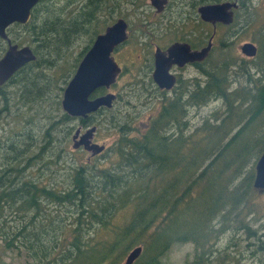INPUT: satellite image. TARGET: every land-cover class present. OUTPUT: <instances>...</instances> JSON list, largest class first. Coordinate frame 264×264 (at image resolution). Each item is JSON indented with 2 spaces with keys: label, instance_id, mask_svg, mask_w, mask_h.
<instances>
[{
  "label": "trees",
  "instance_id": "trees-1",
  "mask_svg": "<svg viewBox=\"0 0 264 264\" xmlns=\"http://www.w3.org/2000/svg\"><path fill=\"white\" fill-rule=\"evenodd\" d=\"M249 8L253 3L245 11ZM98 14L92 11L89 21L82 12L57 14L40 24L38 13L34 14L19 44L32 43L36 59L5 86L11 106L4 102L0 121L13 109L30 105L50 118L43 135L47 140L69 135L76 120L62 111L60 99L82 53L74 54L71 63L62 60L76 35L90 30L94 36L104 28L92 25ZM238 16L239 12L227 27L231 35ZM245 22L242 30L250 25ZM204 32L206 44L210 29L205 26ZM223 42L214 45L203 61L197 88H182L171 95L152 91L162 102L146 122L137 126L129 112L113 109L118 99L132 107L129 98L151 91L145 72L125 86L123 97L117 94L111 108L89 116L87 122L98 129L106 122L117 135L100 154L111 152L113 161L97 170L88 164L73 165L72 160L64 161L68 165L64 169L55 168L70 153L60 146L50 151L56 158L47 160L51 172L40 184L27 171L48 150L47 140L35 155H29L30 148L21 142L11 151L15 135L0 125L1 246L29 264H118L136 246L142 250L133 264H159L172 244L184 243L194 248L187 264H229L224 259L217 262V244L220 238L241 232L247 240L262 242L264 249L258 234L264 221L254 219L247 202L259 193L253 188L254 165L264 150V35L249 61L236 56L233 42ZM36 70L40 88L21 94L25 79ZM235 77L239 83L233 87ZM142 81L146 87L140 90ZM104 91L98 89L92 96ZM212 100L224 102L223 112L199 115V109ZM60 126L65 127L63 134ZM14 129H19L16 123ZM50 130L56 132L51 138ZM60 172L65 179L58 185L55 176ZM122 212L127 216L115 226L112 219ZM98 229L110 232L107 239L96 238Z\"/></svg>",
  "mask_w": 264,
  "mask_h": 264
},
{
  "label": "rangeland",
  "instance_id": "rangeland-1",
  "mask_svg": "<svg viewBox=\"0 0 264 264\" xmlns=\"http://www.w3.org/2000/svg\"><path fill=\"white\" fill-rule=\"evenodd\" d=\"M107 6L106 9L108 10L109 6L114 4L115 2H111V0H107ZM246 8L253 3V8H249L247 11H240L238 19L232 27L233 30V36L228 38V34H222V30L218 38L220 37V40L222 39L225 43L227 41H230L233 38V47H234V53L238 58H243L247 61L253 59L254 57H248L244 54H242L240 50V46L244 42H252L256 45L258 50V45L260 44V41L263 37V30H264V0H247ZM62 14V13H60ZM64 15V14H62ZM101 19V18H99ZM246 21V24H250L246 29L242 30L246 25L242 23V21ZM26 37V36H25ZM24 37V39H26ZM28 39H26L27 41ZM219 40V41H220ZM76 44L74 46H71L69 49L66 50H60V53H64L65 50L67 52L66 56L62 60L63 62L71 63L73 60L74 49L84 45L87 42V36H80L76 38ZM75 42V41H74ZM28 45L32 43H27ZM258 44V45H257ZM117 62L121 64V66L125 67V71L122 76L119 77L117 83L113 85L110 89L111 92L118 94L121 93L122 97L124 95V92L126 90V85L136 80L140 75L141 72L145 69L144 68V62L138 60L136 58L135 52H129L128 48L123 51V53L120 55H117ZM251 63L248 62L247 66H250ZM37 70L31 73L25 81H24V88L21 90V94L27 90V94L29 95L30 91L35 92L36 89L40 88L41 83L39 82V79L36 77ZM256 76L257 73L253 72ZM70 76V75H69ZM238 77H235V79L232 82L233 87L235 85H238L239 81L237 79ZM33 82H36L35 86L33 87ZM241 82H244V78L241 79ZM13 88V86H12ZM8 89H11L8 87ZM151 91H143L139 93L137 96H133L129 98V101H131L132 107L126 106L125 103L123 104L122 100L118 99L114 104V111L121 110L122 113L127 114L126 112H129L128 115L134 116L135 119H133L132 124L140 125L143 122H146L149 118L148 116H153L157 113L159 107L161 106L162 99L159 94L155 95L152 91L156 90L155 88H150ZM156 92V91H155ZM152 94L155 96L152 97ZM4 95L7 97L3 101ZM9 93L6 87L2 86L0 88V109L4 105V102L6 103L7 107L11 106V100L8 98ZM171 95V93H170ZM48 96L44 95L40 97V101H44L45 98ZM44 99V100H43ZM124 105V107H123ZM13 109V107H12ZM220 110L223 112L224 110V102L222 100H212L209 102L208 105L204 106L199 109V115L201 114L203 117L206 115H209L210 112L214 110ZM20 111L13 109L11 114L8 117H3L5 119H2L0 121V125L5 126V130H10L12 135L14 136V144L12 142L11 144V151L18 146V143H24V145L27 148H30L29 155H35L38 154L40 151V148H42L45 144V141L47 140L46 137H44V133L46 132V129L50 125V121L48 117H45L42 113H39L37 108L34 106H26L19 108ZM222 114V113H221ZM28 118H32V122L30 123L27 121ZM199 121L196 120L194 122V125H192V128L194 126H197L196 123ZM16 123V127L19 128L17 130L14 129ZM97 125V124H96ZM76 126V124H75ZM74 126V123L70 125L71 131L68 136L65 137L64 140L59 141H46V144L44 147H46L48 150L44 151L41 156H38L36 159V163L27 171V176L31 177L38 183L46 182L49 178L50 172H51V166L46 164L47 160L52 158H56V155L51 153V150H55L56 148L63 146L67 151H69V154H65L63 158L65 160L59 159L57 161V164L55 165V168L58 169H64L70 164V161L72 160L73 165H80V164H88L89 166H92L97 170L99 166L109 164L111 161H113L114 157L111 152H107L105 157L103 156L106 153V150L111 145L112 141L117 137L115 135L112 128L109 127V125L106 122H102L101 127L97 126V130L94 136V139L98 143L104 142L106 145V148L104 150L103 155H96L95 157L91 158L90 161H87L86 156L88 155L86 152L73 149L72 148V136L74 135V132L76 130ZM22 128V129H20ZM60 134H63L65 127L60 126L59 127ZM75 128V130H74ZM8 132V131H7ZM73 132V133H72ZM56 132L54 130H50V136L52 137L53 134ZM72 135V136H71ZM55 143V145H54ZM21 148V147H20ZM102 154V153H101ZM64 161L67 162V164L64 163ZM185 176V172L183 174ZM58 185H60L63 180L65 179V176L63 173H59L55 176ZM101 202V201H99ZM249 208L252 209L255 216L254 219H258V221H264V193H257L256 195H252L247 199ZM69 214V213H67ZM75 218L77 216L74 215ZM127 216L126 212L119 213V215L115 216L112 219V224L115 226H118L122 223L123 218ZM253 219V220H254ZM72 220V218H71ZM252 220H250L251 222ZM254 228H257V225L253 226ZM109 231H103L102 229H98L96 232V238L99 240L107 239L106 237L109 235ZM258 234L260 235V238L264 240V228H261L258 230ZM238 243V245H237ZM263 246L262 242H259L258 240H247L246 234L241 232L237 234H231V237H222L220 238V241L217 244L218 249V258L217 262L220 259H224L226 261H229V264H263L264 261V249H260V247ZM226 253V254H225ZM194 254V248L191 243H184V244H172L169 249L166 251V253L162 256L159 264H187V261L192 259ZM225 254V255H224ZM124 258L118 263L122 264ZM0 264H29L26 263V260L17 253L14 255L11 252L6 251L0 244Z\"/></svg>",
  "mask_w": 264,
  "mask_h": 264
},
{
  "label": "flooded vegetation",
  "instance_id": "flooded-vegetation-1",
  "mask_svg": "<svg viewBox=\"0 0 264 264\" xmlns=\"http://www.w3.org/2000/svg\"><path fill=\"white\" fill-rule=\"evenodd\" d=\"M246 1L247 0H161L160 5L157 7L151 3V0H111V2L115 3L110 5L107 10L106 6L109 4L107 3V0H37L30 8V16L26 23L13 21L4 28L5 37L0 35V58L8 49V41H10L12 44H17L18 47L28 45L19 44V41L21 38H23V36H26V24L29 23L32 18H34L35 13H38L37 23L40 24L47 21V19H49L51 16L60 13L70 16L82 12L85 16V19L89 21L91 12L94 11L95 13L99 14L93 20H91L92 25L96 24L95 26L98 27L104 25V28L97 32L94 36H91L90 30L75 36V42L73 41L72 46L76 44V38L80 36H87V42L84 45L74 49L75 54H78L79 51L82 53L79 62L92 47L97 35L103 33L108 26L122 19L126 22L127 38L112 49L110 55L114 58V60L117 61V55H121L123 51L128 48L129 52L136 53V58L138 60L144 62L145 69L141 72V75L145 72V79L148 82L150 88L156 89L153 91L164 92V94H169L173 91L180 92L182 88L192 91L194 90L193 88H197L198 82L201 80V67L203 65V61L208 57L213 46L218 44L220 40V37L218 38V36L220 35L221 30L222 34H228V38L234 35L233 34L231 36V34L227 32V27L233 24L236 13L246 10ZM12 2L14 5L18 2V0H5L6 6L9 4V6L12 7ZM224 2L237 3L236 8H231L234 13V19L230 25H225L221 22L212 24L211 22L205 21L202 18L201 13L199 12L200 7ZM243 2L244 4H242ZM73 19L75 20V18ZM91 22L88 23L90 24ZM88 23L84 24L86 25ZM205 26L210 29V34L206 44H204ZM209 41H211V48L208 55L203 60L186 62L182 65L178 64L177 62H173L169 65L168 72L175 77V83L171 89L160 88L158 86L152 77V74L156 68L157 57L162 58V55L168 57L169 48L176 43L186 44L190 51H199L205 47ZM229 42H233V38ZM29 46L33 50L32 46ZM175 56L178 55L175 54ZM79 62L77 63V66ZM29 63L17 69L7 81L0 84V88L2 86H7L8 83L14 79L23 69H25ZM118 64L121 68V72L118 75L117 81L125 71V67H122L120 63ZM77 66L74 68V72ZM71 76L68 78L67 82ZM139 86L141 87L140 90L145 88V81L140 82ZM111 87L109 89H106L105 87H100L98 89L103 88L105 91L102 94H105L106 92L110 91ZM102 94H95L94 96ZM98 111L94 113H97ZM89 116L86 119L73 117L76 120V126L74 125L75 128H77V126H81L79 136L90 125H95L97 128L96 124L87 122ZM93 141L97 142L95 139H93ZM77 150L86 152L82 147H79ZM86 153L88 154V152ZM88 156L89 154L86 156L87 161H90L91 158L95 157L92 156L88 158Z\"/></svg>",
  "mask_w": 264,
  "mask_h": 264
},
{
  "label": "water",
  "instance_id": "water-1",
  "mask_svg": "<svg viewBox=\"0 0 264 264\" xmlns=\"http://www.w3.org/2000/svg\"><path fill=\"white\" fill-rule=\"evenodd\" d=\"M37 0H18L12 7L0 0V35L5 37L4 28L13 21L26 23L30 16V8ZM161 0H151L155 6L160 5ZM236 8V2H224L204 5L199 8L205 21L215 24L221 22L230 25L234 19L231 8ZM127 38L126 22L122 19L108 26L105 31L97 35L92 47L80 60L74 74L65 85L60 106L63 112L69 116L86 119L91 113L102 108H111L116 99V94L109 91L102 95L91 97L96 89L105 87L109 89L117 81L121 68L110 55L112 49ZM8 49L0 58V84L7 81L17 69L36 59V54L29 45L18 47L10 41ZM211 41L199 51H190L186 44H173L169 50V56L156 58V68L152 74L154 81L160 88L171 89L175 83V77L168 72L171 63L182 65L186 62L201 61L209 53ZM242 54L254 57L257 47L252 42H244L240 46ZM178 55V56H175ZM81 126H77L72 137V148L82 147L88 152L89 157L104 152V142L93 141L97 130L95 125H90L79 136ZM79 137V138H77ZM253 188L259 193H264V150L260 153L254 165ZM141 246L131 249L122 264H133L141 253Z\"/></svg>",
  "mask_w": 264,
  "mask_h": 264
},
{
  "label": "bare ground",
  "instance_id": "bare-ground-1",
  "mask_svg": "<svg viewBox=\"0 0 264 264\" xmlns=\"http://www.w3.org/2000/svg\"><path fill=\"white\" fill-rule=\"evenodd\" d=\"M110 111V110H109Z\"/></svg>",
  "mask_w": 264,
  "mask_h": 264
}]
</instances>
